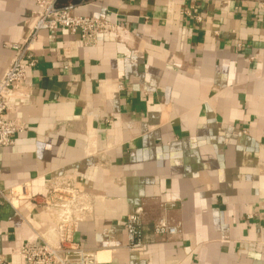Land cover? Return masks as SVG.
Listing matches in <instances>:
<instances>
[{
    "label": "crops",
    "instance_id": "crops-1",
    "mask_svg": "<svg viewBox=\"0 0 264 264\" xmlns=\"http://www.w3.org/2000/svg\"><path fill=\"white\" fill-rule=\"evenodd\" d=\"M57 3L117 29L92 44L39 32L26 87L8 97L24 129L0 148V187L26 192L15 207L0 197V255L20 262L50 222L45 179L65 174L96 198L74 238L101 264H264V0ZM35 10L0 0V77ZM140 206L145 249L130 251ZM164 216L181 235L154 236Z\"/></svg>",
    "mask_w": 264,
    "mask_h": 264
},
{
    "label": "built area",
    "instance_id": "built-area-1",
    "mask_svg": "<svg viewBox=\"0 0 264 264\" xmlns=\"http://www.w3.org/2000/svg\"><path fill=\"white\" fill-rule=\"evenodd\" d=\"M57 1L35 0L36 10L27 37L11 45L14 54L0 77V148L11 146L14 136L24 129L21 122L8 116V97L26 87L27 69L36 63L34 44L39 32L66 28L78 34L85 43L92 44L99 32H115L117 29L106 20L75 13L74 3L60 5ZM197 19L201 20V17ZM44 188L46 194L39 203L50 220L49 225L36 232L33 241L19 247L21 260L18 264H101L98 250L83 246L74 238L78 224L91 217L95 196L79 187L74 175L46 178ZM25 192V185L19 190L0 187V197L13 207ZM143 214V207L140 206L128 214L125 221V247L130 251L145 249ZM153 233L157 239L167 240L181 235L182 226L180 222H171L164 216L154 224ZM0 264L14 263L0 255Z\"/></svg>",
    "mask_w": 264,
    "mask_h": 264
}]
</instances>
